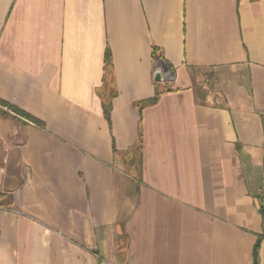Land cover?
I'll list each match as a JSON object with an SVG mask.
<instances>
[{
    "label": "crops",
    "instance_id": "crops-1",
    "mask_svg": "<svg viewBox=\"0 0 264 264\" xmlns=\"http://www.w3.org/2000/svg\"><path fill=\"white\" fill-rule=\"evenodd\" d=\"M0 105V264H264V0H0Z\"/></svg>",
    "mask_w": 264,
    "mask_h": 264
},
{
    "label": "trees",
    "instance_id": "trees-1",
    "mask_svg": "<svg viewBox=\"0 0 264 264\" xmlns=\"http://www.w3.org/2000/svg\"><path fill=\"white\" fill-rule=\"evenodd\" d=\"M108 55V57L110 56L109 55V53L107 54ZM166 92V91H165ZM160 94L161 93H156V96L152 99V102H157L158 101V98H159V96H160ZM141 149V145L139 146V150ZM138 170H137V172H139V175H140V168H139V166H138V168H137ZM258 248H259V242H257L256 243V245H255V249H254V254H255V259H257V252H258Z\"/></svg>",
    "mask_w": 264,
    "mask_h": 264
},
{
    "label": "water",
    "instance_id": "water-1",
    "mask_svg": "<svg viewBox=\"0 0 264 264\" xmlns=\"http://www.w3.org/2000/svg\"><path fill=\"white\" fill-rule=\"evenodd\" d=\"M155 80L157 82H161L164 80V75H163L162 70L160 68H158L155 72Z\"/></svg>",
    "mask_w": 264,
    "mask_h": 264
},
{
    "label": "rangeland",
    "instance_id": "rangeland-1",
    "mask_svg": "<svg viewBox=\"0 0 264 264\" xmlns=\"http://www.w3.org/2000/svg\"><path fill=\"white\" fill-rule=\"evenodd\" d=\"M1 153V152H0ZM136 165H135V167H134V170H135V172L138 170L137 168H138V166H137V163H135ZM137 173V172H136ZM137 178V177H136ZM132 194H134L135 195V193H134V190H132Z\"/></svg>",
    "mask_w": 264,
    "mask_h": 264
},
{
    "label": "built area",
    "instance_id": "built-area-1",
    "mask_svg": "<svg viewBox=\"0 0 264 264\" xmlns=\"http://www.w3.org/2000/svg\"><path fill=\"white\" fill-rule=\"evenodd\" d=\"M1 108H3L1 105H0ZM5 110H8L6 107L4 108Z\"/></svg>",
    "mask_w": 264,
    "mask_h": 264
}]
</instances>
